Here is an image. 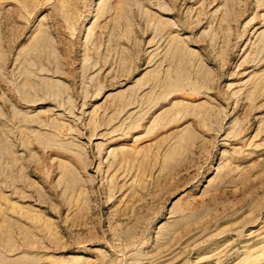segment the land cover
I'll return each mask as SVG.
<instances>
[{
  "label": "rangeland",
  "instance_id": "1",
  "mask_svg": "<svg viewBox=\"0 0 264 264\" xmlns=\"http://www.w3.org/2000/svg\"><path fill=\"white\" fill-rule=\"evenodd\" d=\"M0 264H264V0H0Z\"/></svg>",
  "mask_w": 264,
  "mask_h": 264
}]
</instances>
